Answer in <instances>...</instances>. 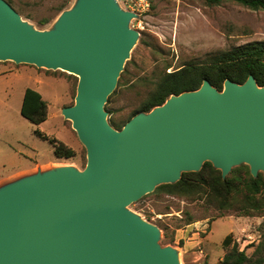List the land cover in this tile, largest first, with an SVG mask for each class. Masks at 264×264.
<instances>
[{"label": "water", "instance_id": "95a60500", "mask_svg": "<svg viewBox=\"0 0 264 264\" xmlns=\"http://www.w3.org/2000/svg\"><path fill=\"white\" fill-rule=\"evenodd\" d=\"M117 0H77L38 30L0 0V62L60 70L77 81L61 114L86 166L38 169L0 186V264H180L159 230L127 208L205 162L222 178L242 164L264 174V87L249 75L221 91L204 80L117 130L108 97L139 38Z\"/></svg>", "mask_w": 264, "mask_h": 264}, {"label": "rangeland", "instance_id": "374dc122", "mask_svg": "<svg viewBox=\"0 0 264 264\" xmlns=\"http://www.w3.org/2000/svg\"><path fill=\"white\" fill-rule=\"evenodd\" d=\"M7 1V0H5ZM21 18L38 30H50L62 0H11ZM77 0H70L64 10ZM119 6L125 10L121 0ZM149 8L131 19L139 38L121 74L108 108L107 120L123 123L154 90L159 73L250 42L264 41V10L252 11L223 3L207 6L198 0H147ZM50 19L41 25L44 19ZM0 178L41 163L45 169L70 167L81 171L87 158L71 123L61 114L73 105L78 79L60 70L0 62ZM1 70V71H3ZM118 85V84H117ZM34 89L48 103V118L35 126L23 118L24 91ZM39 130L74 150V157L59 159L53 147L38 138ZM43 170V169H42ZM263 174V173H262ZM127 210L159 230L158 245L176 251L180 264H221L234 244L248 256L247 264H264L263 216H244L237 210L220 211L206 199L190 200L152 192ZM192 222L187 225V223ZM228 237L227 245L223 244ZM256 247H259L256 252Z\"/></svg>", "mask_w": 264, "mask_h": 264}, {"label": "trees", "instance_id": "16d2710c", "mask_svg": "<svg viewBox=\"0 0 264 264\" xmlns=\"http://www.w3.org/2000/svg\"><path fill=\"white\" fill-rule=\"evenodd\" d=\"M207 6H218L229 3L244 7L252 11H263L264 0H198ZM12 6V1L7 0ZM70 0H62L55 7L56 16L67 6ZM13 7V6H12ZM14 8V7H13ZM21 16V11L16 10ZM25 18H30L24 16ZM50 19H44L41 25H46ZM127 63V62H126ZM166 66L158 75L155 88L152 90L140 107L133 111L123 123H116L109 119L112 127L120 130L126 122L138 113H148L156 106H161L171 95L197 90L204 80H208L213 87L221 91L223 83L230 80L243 84L249 75H252L258 86L264 87V41L250 42L229 50L208 56L204 61H192L168 71ZM124 71L121 73L123 74ZM122 76L118 79L121 86ZM114 92L108 97L105 110L108 108ZM48 106L41 94L34 89L24 91L20 114L31 124L38 126L47 120ZM38 138L47 141L53 147L56 158L70 159L74 157V150L56 138H51L39 130L35 131ZM153 192L165 195L186 198L190 200L206 199L220 211L237 210L244 216H263L264 213V174L256 177L250 174L247 165L233 168L226 178L216 170L211 163L205 162L198 172H185L174 184H163ZM192 222L187 223V225ZM228 237L223 244L227 245ZM259 247H256V250ZM248 256L234 244L230 252L224 257L221 264H247Z\"/></svg>", "mask_w": 264, "mask_h": 264}, {"label": "crops", "instance_id": "0c3cea01", "mask_svg": "<svg viewBox=\"0 0 264 264\" xmlns=\"http://www.w3.org/2000/svg\"><path fill=\"white\" fill-rule=\"evenodd\" d=\"M1 70H3V69H0V75L1 74H3V75H7L8 74V72L6 73H3L4 72V70L3 71H1ZM38 92V91H37ZM41 94V93H40ZM41 96H42V94H41ZM22 104V103H21ZM47 106H48V103H47ZM47 118H48V112H47ZM41 125V124H40ZM39 126V125H38ZM44 165L43 164H41V163H35L34 164V166H32V167H29V168H23V169H19V170H17V171H14V172H12V173H10V174H7L6 176H3V177H1L0 178V186H2V185H4V184H6V183H9V182H11V181H14V180H16V179H18V178H21V177H23V176H26V175H30V174H33V173H35L38 169H43L44 170V168H42Z\"/></svg>", "mask_w": 264, "mask_h": 264}, {"label": "built area", "instance_id": "2783aa9c", "mask_svg": "<svg viewBox=\"0 0 264 264\" xmlns=\"http://www.w3.org/2000/svg\"><path fill=\"white\" fill-rule=\"evenodd\" d=\"M125 10L139 14L145 12L149 8L147 0H121Z\"/></svg>", "mask_w": 264, "mask_h": 264}]
</instances>
